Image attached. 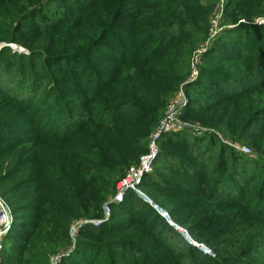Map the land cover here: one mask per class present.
Returning <instances> with one entry per match:
<instances>
[{
  "label": "trees",
  "instance_id": "obj_1",
  "mask_svg": "<svg viewBox=\"0 0 264 264\" xmlns=\"http://www.w3.org/2000/svg\"><path fill=\"white\" fill-rule=\"evenodd\" d=\"M158 1L163 4L161 6H163L162 13L164 15V22L160 25L159 31H154L155 26L147 24L144 28L129 27L127 31L131 36L146 34L141 39L144 47L154 44L150 53L144 54L143 57L135 54L129 61L126 58L127 53H120L118 59L110 61L116 64L113 70L91 68L88 63L78 57L82 46L80 41L70 43V47L76 49L79 54L75 53L64 58L55 57L56 62L82 60V70L69 69L68 71L75 76L84 74L82 84L74 83L71 78L64 81L70 82L72 90L80 94L81 99L74 98L69 95L70 93H64L62 90H66L65 87L48 88L44 93V98L50 96L59 103L57 106H61L56 107L59 109L61 130L67 127L71 128L73 120L81 118V123L73 124L71 132L57 137L61 140L41 134L30 136V130L21 127L11 130L6 126L7 123L9 124L8 120L0 116V161L6 159L12 163L10 169L0 173V186L12 182L16 176L29 171L26 177L10 187L2 188V192H0L14 215L11 229L4 238L1 264H52L53 258L57 255H61L57 264H200L185 259V255L178 254L175 257H170L167 253H161L156 248L157 243L153 242L163 243L161 240L164 238L166 230L185 249L194 250L199 254V257L209 258H204L202 264H257V261H252L253 253H250L256 248L253 247L254 249L251 251H245V249L253 239L257 238L255 234L257 229L254 230V228L259 229L264 223V173L258 191L256 192L254 189L251 191V194L258 196L260 200L250 211L244 204V200L249 197L246 189L240 192L236 197L237 204L242 206L237 217L240 221L232 223L231 227L229 224L223 223L220 226L223 232L220 237L213 233L210 237L202 239L200 223L204 217L192 221L197 216L198 208L201 207L209 211L207 199L220 200L215 190L209 193L204 186L189 189L184 192V195H179L180 198L186 200L179 201V204L170 197L151 193L155 202L165 208L175 222L180 221L184 224L193 239L205 242L209 246L210 244L214 245L213 250L216 251V258L204 255L202 251L191 245L179 230L173 228L151 206H148L150 213L148 218L150 219L146 218L143 223L132 217H123L122 212L131 213L133 211L131 202V199L134 198L132 194H135L133 191H130L131 195L127 194L129 196H126V201L114 205L112 214L108 218L109 221L96 228L87 222L76 238V247H72L69 233L71 224L81 219L105 220L103 206L115 194V186L123 175V167L133 160V158L129 161L117 159L116 150L127 148L132 150L133 155L142 153L143 147L138 150L134 143L133 133L137 131L125 120H147L151 125L157 122L170 95L177 88L178 82L185 76V64H187V59L193 48L205 36V25L196 23L198 18L205 24L208 15V11L202 8L201 0ZM262 3L264 0L230 1L227 7L228 14L231 15L230 19L234 24L238 25L234 29H228L222 35L214 50L208 55L207 63L210 64V61L219 63L250 62L257 50L258 54L263 50L264 29L260 31L259 26L238 21L242 18L250 20L254 15L264 14V10L261 9ZM108 4L113 10L115 9L112 7V1ZM6 6V2L2 3L1 0L0 8ZM155 7L158 5L155 4ZM184 21H189L195 28L188 31L183 28L175 33L169 32L172 26H184ZM69 25L58 26L51 33L53 40L56 41L53 50H64L66 45L63 46L62 42L66 43ZM82 25L83 30L80 36L83 38L90 28L92 29V39L86 45L91 46L95 53L101 45H107L105 43L107 28L99 17L96 15L86 16L83 18ZM254 34L258 35L257 40ZM98 54L100 56V53ZM33 58H36V55ZM4 60L11 62L12 67H10L11 72L7 71L8 75L4 76L8 79L4 81L0 79V109L3 104L2 99L9 101L11 105L16 104L23 108L31 107V105L36 106L37 102L34 103V100L42 92L43 86L51 84L53 80L56 82L55 84L61 80L60 78H51L47 73L41 77L33 75L34 68L38 67L36 62L31 61V66H28L29 70H22V66L26 67L23 57L17 61L21 62L19 65L15 64L14 57L4 58ZM263 60L264 55L257 62L258 80L260 77L264 78ZM178 66L180 68L173 71ZM16 68L19 69L15 72ZM207 68L209 69L206 74L215 78L208 79L207 82V86H211L212 89H216L214 85L217 84L216 80L218 79L224 81L225 78H232V76L238 78L237 71H220L210 66ZM42 69L44 72L46 71L44 68ZM54 70L62 73V67L58 64H54ZM12 72L18 74L13 79ZM107 79L110 84L106 89H102ZM15 80H19L16 86ZM29 81H31V85L28 86L31 94L30 102L25 105L17 94L26 87V83ZM92 83H94V87L90 88ZM113 85L118 86V91L109 93L108 87ZM2 86H5L6 89ZM261 88H264V85L252 88L248 92L253 94ZM69 92H72L70 88ZM150 92L154 93L156 97L151 96ZM139 94L145 99L144 102L139 99ZM135 98L145 104L141 114L142 119L128 113L129 111L122 113L124 107L139 105ZM240 98L242 95L234 97L232 100L236 101ZM106 100L110 101L106 103ZM228 102H230L229 99L210 108L200 105L195 111L188 107V115L203 114L202 121L217 126L223 118V111L220 114H217L216 111ZM126 104L128 105L124 106ZM37 106L43 107L42 105ZM5 108L7 109L8 105ZM74 108L84 109L85 114L78 113ZM56 109L55 111H57ZM109 112H113L115 117H109ZM229 112L240 116V112L234 106ZM62 122H64V126ZM14 124L15 122L10 123V125ZM144 132L147 134L146 129ZM198 143L192 145L196 146ZM3 144L7 145L1 147ZM181 147L187 150L188 141L185 140ZM209 147L206 146L204 152L209 150ZM221 148L217 155V161L221 163L220 168H223V171L228 170L234 177L240 179L241 184L248 187L257 177L258 169L260 172H264V162L260 167L256 164L250 170H238L234 165L235 158L232 150L225 151L223 147ZM146 151L147 149L143 152ZM225 152H229L228 169L224 167L226 165ZM141 186L144 187V183ZM169 192L174 194L172 190ZM257 209L256 216L253 212ZM249 212L251 213L249 214ZM23 213L24 217L20 218ZM134 226L136 228L131 232L130 230ZM90 235L96 236V239H91ZM164 247L169 249L171 246L166 247L165 245Z\"/></svg>",
  "mask_w": 264,
  "mask_h": 264
},
{
  "label": "rangeland",
  "instance_id": "obj_2",
  "mask_svg": "<svg viewBox=\"0 0 264 264\" xmlns=\"http://www.w3.org/2000/svg\"><path fill=\"white\" fill-rule=\"evenodd\" d=\"M110 1H112V7H114L116 11L109 6L108 3ZM230 1L231 0H201L202 8L208 11V15L205 24L203 20L198 18L196 19V23L205 25V36L202 37L201 41L193 48L187 59V64H185V76L183 80L178 82L177 88L170 95L165 107L161 110V115L157 122L151 125L147 120H125L137 131L133 133V137L135 138L134 143L138 150H141L142 147L143 150L142 153L138 155H133L132 150L127 148L116 150L117 159L129 161L133 158L129 164L123 167V175H125L132 166L138 164L141 156L145 153L143 151H145V149L148 150L150 138L158 127L159 122L166 115L170 101L183 87L185 102L180 111V119L183 126L178 130L167 131L159 138L158 152L152 159L148 169L144 172L138 185L139 187L137 190H128L123 200L120 202L126 201L127 197L131 195L129 194L131 193L130 191L135 193L132 194L134 198L131 199L133 211L131 213L122 212L121 214L123 217H132L137 221L140 220V223H143L146 218L150 219L148 218L150 214L148 206L153 207L150 203L151 201L167 212L172 222V224H169L173 228L179 230V228L182 227L188 232L182 222H175L169 212L155 202L151 193H153V195L160 194L164 197H170L179 204V201H186L180 198L179 195H184V192H187L189 189L192 190L204 186L209 193L215 190L218 197H220V200L214 198L207 199L209 211L201 207L198 208L197 216L192 220L195 221L200 217H204L203 221L200 223L202 229L201 237L202 239H206V237H210L213 233H216L217 237H220L223 233L220 226L223 225V223H227L231 227L232 223H238L240 221L237 217L240 214L239 212L242 206L237 204L236 201V197H238L240 192L246 189V193L249 197L244 200V204L250 211L253 209L254 205L257 204L258 200H260L258 196L251 194V191L253 189L256 192L258 191L262 174L264 173L263 171L260 172L258 169L257 177L247 187L241 184V180L234 177L228 170L223 171V168H220L221 163L217 161V155L222 149L221 147H223L225 151L227 149L232 150L235 158L234 165L240 171L250 170L254 165L256 166V164L260 167L264 162V88H261L258 92L253 94L248 92V90L252 88L264 85V78L260 77V80H258L257 76V62L259 58L264 55V47L259 54L257 50L253 60L250 62L236 61L219 63L210 61V64L207 63L208 55L214 50L222 35L228 31V29H234L238 25L234 24L232 19H230L231 15L228 14L227 7ZM3 2H6L7 6L0 8V79L3 81L8 79L4 78V76L8 75L7 71L11 72L10 67H12V64L7 60L5 62L4 58L10 59L11 57H14L16 60V65L21 63L17 61H19L20 57H23L26 62V67L22 66V70L25 69V71L29 70L28 66H31V61L36 62L38 67L34 68L33 75H40L41 77V75L47 73L51 78L61 79H59L60 81H58L57 84H55L56 82L53 80L51 84L43 86L42 92H40L36 100H34V103L37 102V105H42L43 107L31 105V107L23 108L16 104L11 105L9 101L2 99L3 104L0 109V116L8 120L9 124L7 123L6 126L11 130H15V128L20 129V127L30 130L31 133H28L30 136L41 134L57 138L64 135V133L71 132L73 124L78 125L81 123V118H76L73 120L71 128H63L62 131L60 125L61 120L58 116L59 109H56V107L61 106H57L59 103L54 101L53 98H50V96L44 98V93L48 88L65 87L66 90H62L64 93H70L69 95L74 98L77 97L81 99L82 96L72 90L70 82L66 83L64 81L71 78V81L74 83L82 84L84 82V74L82 73L81 76H75L72 75V72L68 71L69 69L82 70V60H84L91 68L113 70L116 64L110 61L118 59L120 53H127L128 55H126V58L129 61L132 60V56L135 54L143 57L144 54L152 49L154 44L144 47V43H141V39L144 37L143 35L146 34H134L131 36V34L127 32L129 27L136 26L137 28H144L147 24L155 26L154 31H159L160 25L164 22V15L162 13L163 6H161L163 4L158 0H99V2L98 0H2V3ZM155 4L156 6L158 5V7H155ZM261 9L264 10V3L261 4ZM89 15H96L99 17L107 28L105 38V43L107 45H101L96 53L91 46L88 47V45H86L87 42L92 39V29L90 28L84 38L80 36L83 30V18ZM238 21L247 23L248 25L259 26L258 28L260 31L264 29V14L254 15L250 20L242 18ZM64 24H70L65 39L66 43L62 42V45L66 46L64 50L55 51L53 49L56 41L53 40L51 33H53L56 27H61ZM183 24L184 26L182 27L172 26L169 32L175 33L183 28H185L186 31L195 28L189 21H184ZM140 31L142 32L143 29ZM254 35L256 36V34ZM257 37L258 35L256 36V40ZM74 41H80L82 43L80 48L81 53L78 56L82 60H75V62H70L69 60L56 62L55 57L61 56L64 58L65 56H70L75 53L79 54L76 49L70 47V43ZM199 50L202 51V54L198 75L193 80H188L191 72L192 59ZM98 53H100V56ZM34 55H36V58H33ZM103 59H105V61H103ZM52 63L60 65L62 67V73L55 71L54 64ZM208 66L214 67L220 71H237L238 78L232 76V78H225L224 81L218 79L216 80L217 84L214 85L216 89H212L211 86H207V82L209 81L208 79L215 78L206 74L209 69L207 68ZM18 67L20 68V66ZM19 68H16L15 72ZM42 68L46 71L44 72ZM179 68L178 66L173 71ZM13 75L12 79L18 74L13 73ZM18 82L19 80H15V86ZM30 82L31 81L27 82L26 87L22 88L17 94L25 105L30 102L29 98L31 94L30 87H28L31 85ZM104 84L105 86L102 89H106L107 85L110 84L108 83V79ZM2 87L6 89L5 86ZM93 87L94 83L90 84V88ZM69 88L72 92H69ZM108 91L109 93H115L118 91V86H110L108 87ZM150 95L155 96L152 92H150ZM240 95H242V98L239 100H237L238 98L236 101L232 100L234 97ZM138 97L142 102L145 101L141 94H139ZM135 99L139 105L127 106L128 104H126L124 106L127 107L123 106L122 113L129 111L128 113H132L139 119H142L141 114L145 104L137 98ZM228 99L230 102L222 105L216 111L217 114L223 111V118L219 121L217 126L202 121L201 118L204 117L203 114L197 116L188 115V107L195 111L200 105L210 108ZM109 101L110 100H106V103ZM7 105L8 108L6 109L5 107ZM233 106L240 112V116L229 112ZM55 109L57 111H55ZM74 110L78 113L85 114L84 109L74 108ZM108 116L111 118L115 117L113 112H109ZM11 122H15V124L10 125ZM62 123L64 126V122ZM144 129L147 130V134L144 132ZM57 139L61 140V138ZM185 140L188 141L187 150L181 147ZM197 142H199L198 145H192H195ZM6 145L7 144H3L1 147ZM201 146L203 147L201 148ZM206 146L210 147L209 150L204 152ZM228 156L229 152H225L226 165L224 167L226 169H228L229 165ZM241 156L243 158H240ZM11 167L12 163L10 161L6 159L0 161V173H4ZM28 173L29 171L23 172L16 176L12 182L0 186V192H2V188H7L16 184L20 179L26 177ZM121 178L118 179L117 183ZM143 183L144 187L141 186ZM170 190L174 191V194L169 192ZM127 194L129 195L127 196ZM250 213L251 212H249V214ZM253 213L257 216L258 209ZM23 215L25 214L23 213L20 218L24 217ZM81 220L74 221L71 226L81 222ZM107 221H109V219L105 218V220H100L97 223H91L92 225L90 226L96 228ZM83 227L84 226H82V228ZM135 228L136 226L130 231L133 232ZM254 230H256L255 234L257 238L251 241L245 251H251L254 249L253 247H255L256 249L250 252L253 253L251 255L252 261H257V264H264V223H262L259 229L255 227ZM188 235L190 237L189 243L202 251L204 255L214 258L217 257L216 251L213 250L214 245L210 244V247L205 242L193 239L189 232ZM89 237L93 240L96 239L94 235H90ZM161 241H163V243H153H157L156 248L161 253H167L170 257H175L178 254L185 255V259L193 262L196 261L200 264H202L204 258H208L199 257V254L194 250L189 251L182 245H179L168 230L165 231L164 238ZM71 242L73 245L72 247L75 248L76 242L73 243L72 240ZM165 245L166 247H171L166 249L164 247Z\"/></svg>",
  "mask_w": 264,
  "mask_h": 264
},
{
  "label": "built area",
  "instance_id": "obj_3",
  "mask_svg": "<svg viewBox=\"0 0 264 264\" xmlns=\"http://www.w3.org/2000/svg\"><path fill=\"white\" fill-rule=\"evenodd\" d=\"M202 51L199 50L192 59L191 62V72L188 80H193L199 72V63L201 60V53ZM185 102V92L183 87L176 93L173 99L170 101L168 105V109L166 115L162 118L159 122L158 127L153 132L150 143L148 145V150L141 156L140 161L135 166H132L125 175L120 179L116 186L115 194L106 202L103 206V211L105 214V218H109L112 214L114 205L120 203L126 192L130 189L137 190L139 187V183L144 172L148 169L152 159L158 152V141L159 138L167 131L178 130L182 128L183 123L180 119V111ZM14 221V215L12 212L11 207L5 201V199L0 195V264L2 262V252L4 249V238L8 234L11 229V226ZM98 220H81V222L75 223L71 226L69 233L71 240L76 242L77 235L87 222L88 223H97ZM86 222V223H85ZM84 224V225H83ZM180 233L183 237L187 239L182 232H185L188 235V232L180 227ZM61 255H57L53 258L52 264H57Z\"/></svg>",
  "mask_w": 264,
  "mask_h": 264
},
{
  "label": "water",
  "instance_id": "obj_4",
  "mask_svg": "<svg viewBox=\"0 0 264 264\" xmlns=\"http://www.w3.org/2000/svg\"><path fill=\"white\" fill-rule=\"evenodd\" d=\"M151 205L163 216L167 219V221L172 224L171 220L169 219L168 217V214L165 210H163L162 208H160L158 205H156L155 203L151 202ZM184 234V236L187 238V239H190L189 235H186L185 232H182Z\"/></svg>",
  "mask_w": 264,
  "mask_h": 264
}]
</instances>
